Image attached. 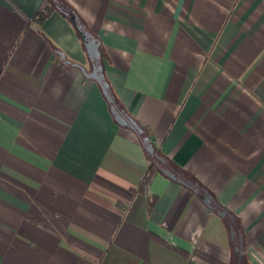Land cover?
Masks as SVG:
<instances>
[{"label": "crops", "instance_id": "1", "mask_svg": "<svg viewBox=\"0 0 264 264\" xmlns=\"http://www.w3.org/2000/svg\"><path fill=\"white\" fill-rule=\"evenodd\" d=\"M66 1L122 108L235 232L150 165L70 18L0 0V264H264V0Z\"/></svg>", "mask_w": 264, "mask_h": 264}, {"label": "trees", "instance_id": "2", "mask_svg": "<svg viewBox=\"0 0 264 264\" xmlns=\"http://www.w3.org/2000/svg\"><path fill=\"white\" fill-rule=\"evenodd\" d=\"M53 8H56L57 10L61 11L68 18H70L71 15H74L76 22L80 23L83 26V28L86 29L80 17L77 15L75 9L66 0H46L44 6L41 9L37 10L32 18L37 23H39L46 15H48V13ZM58 52L61 51L58 49ZM101 89L109 103L110 108H112L114 111H118L122 113L127 118L128 124L136 130L144 147L148 143L152 144L153 152L146 150L148 156L150 157V165L151 164L156 165L161 171H164L163 170L164 168H168L170 171L173 172V176H170L169 174L166 173L167 175L188 185L189 187L192 188L194 192H196L200 196L202 194H207V193L210 194L211 205L209 207L219 212L220 214L224 215L229 220L231 229H233V231L235 232V227H234L235 215L233 211L229 209L224 203H222L217 197L213 196L211 192L208 190V188H206L202 183H200L196 178V176L188 168L183 167L182 165L174 162L172 159H170L168 156H166L164 153H162L155 147V145L151 141L149 129L122 108L121 104L117 100L115 94L113 93V91L111 90L108 84L106 87ZM144 136L147 137L144 138ZM238 246L240 247V245Z\"/></svg>", "mask_w": 264, "mask_h": 264}, {"label": "water", "instance_id": "3", "mask_svg": "<svg viewBox=\"0 0 264 264\" xmlns=\"http://www.w3.org/2000/svg\"><path fill=\"white\" fill-rule=\"evenodd\" d=\"M70 20L73 22L75 28L77 29L82 42L84 44L85 50L87 52V55L90 59H92V66L89 70H86L83 68V72L85 75L89 76V77H93L95 78L99 83H100V87L104 88L107 86V81L103 78V73L101 71V63L98 61V57H99V49H98V41L95 39V37L85 28H83V26L76 22L75 20V16L71 15L70 16ZM60 56L63 60L68 61V59L65 58L64 54L62 52H60ZM111 111L113 112V115L115 117V119L119 122V123H128L127 118L120 112L118 111H114L111 108ZM147 136H144V138H146ZM146 150L153 152V146L152 144L148 143L145 146ZM165 173L169 174L170 176H173V172L170 171L168 168H164L163 169ZM201 198L204 200V202L210 206V199H211V195L210 194H202ZM233 231V229H231V232Z\"/></svg>", "mask_w": 264, "mask_h": 264}, {"label": "clouds", "instance_id": "4", "mask_svg": "<svg viewBox=\"0 0 264 264\" xmlns=\"http://www.w3.org/2000/svg\"><path fill=\"white\" fill-rule=\"evenodd\" d=\"M148 195H151L150 190L148 191ZM261 210L260 205H258L256 202H252L249 204L247 211L251 213H258ZM196 213H192V222H188L186 224V230L188 233H190V239L192 240L193 244L198 243V237L200 235V229L199 227H193V222L195 221L196 218ZM171 242V241H170ZM205 251L207 250L206 248L204 249Z\"/></svg>", "mask_w": 264, "mask_h": 264}]
</instances>
